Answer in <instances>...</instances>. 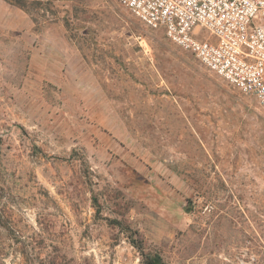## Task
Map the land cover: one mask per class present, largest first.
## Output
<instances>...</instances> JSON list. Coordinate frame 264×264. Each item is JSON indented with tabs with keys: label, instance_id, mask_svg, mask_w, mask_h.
<instances>
[{
	"label": "rangeland",
	"instance_id": "rangeland-1",
	"mask_svg": "<svg viewBox=\"0 0 264 264\" xmlns=\"http://www.w3.org/2000/svg\"><path fill=\"white\" fill-rule=\"evenodd\" d=\"M27 1L0 0V173L34 264H264L259 101L117 0Z\"/></svg>",
	"mask_w": 264,
	"mask_h": 264
},
{
	"label": "built area",
	"instance_id": "built-area-1",
	"mask_svg": "<svg viewBox=\"0 0 264 264\" xmlns=\"http://www.w3.org/2000/svg\"><path fill=\"white\" fill-rule=\"evenodd\" d=\"M264 107V0H117Z\"/></svg>",
	"mask_w": 264,
	"mask_h": 264
},
{
	"label": "trees",
	"instance_id": "trees-1",
	"mask_svg": "<svg viewBox=\"0 0 264 264\" xmlns=\"http://www.w3.org/2000/svg\"><path fill=\"white\" fill-rule=\"evenodd\" d=\"M12 2L26 10L31 8L27 0ZM4 180L0 173V264H6L9 255H21L20 264H34V227L18 218L15 209L3 202L8 188Z\"/></svg>",
	"mask_w": 264,
	"mask_h": 264
}]
</instances>
